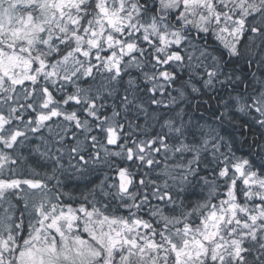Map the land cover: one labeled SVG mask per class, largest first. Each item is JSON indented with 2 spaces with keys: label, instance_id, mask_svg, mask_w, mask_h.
<instances>
[{
  "label": "snow or ice",
  "instance_id": "obj_1",
  "mask_svg": "<svg viewBox=\"0 0 264 264\" xmlns=\"http://www.w3.org/2000/svg\"><path fill=\"white\" fill-rule=\"evenodd\" d=\"M0 264H264V0H0Z\"/></svg>",
  "mask_w": 264,
  "mask_h": 264
}]
</instances>
